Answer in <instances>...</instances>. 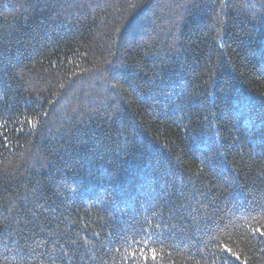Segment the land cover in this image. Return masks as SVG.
I'll list each match as a JSON object with an SVG mask.
<instances>
[{
    "label": "trees",
    "instance_id": "trees-1",
    "mask_svg": "<svg viewBox=\"0 0 264 264\" xmlns=\"http://www.w3.org/2000/svg\"><path fill=\"white\" fill-rule=\"evenodd\" d=\"M0 264H264V0H0Z\"/></svg>",
    "mask_w": 264,
    "mask_h": 264
},
{
    "label": "snow or ice",
    "instance_id": "snow-or-ice-1",
    "mask_svg": "<svg viewBox=\"0 0 264 264\" xmlns=\"http://www.w3.org/2000/svg\"><path fill=\"white\" fill-rule=\"evenodd\" d=\"M130 7H133V8H135L136 7V4H130ZM116 87H118V85H113V88L115 89ZM157 227H159V225H157ZM144 243L145 244H147L148 243V241L147 240H145L144 241ZM228 251H231V249H228ZM155 252V250H153V253ZM233 255H236L235 253H232ZM132 258H135V256H136V253L135 252H133L132 254ZM153 258H155V256L153 255Z\"/></svg>",
    "mask_w": 264,
    "mask_h": 264
}]
</instances>
